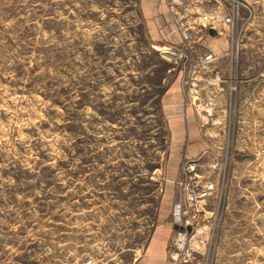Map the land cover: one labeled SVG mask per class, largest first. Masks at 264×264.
<instances>
[{"label":"rangeland","instance_id":"obj_1","mask_svg":"<svg viewBox=\"0 0 264 264\" xmlns=\"http://www.w3.org/2000/svg\"><path fill=\"white\" fill-rule=\"evenodd\" d=\"M146 1L0 0V264H169L147 244L184 157L226 193L191 264H264V0H244L238 57L227 28L196 38L220 84L199 90L211 113L190 102L188 119L163 105L179 73L189 102L187 71L150 44L146 31L178 43L162 15L146 21ZM181 138L214 146L188 156Z\"/></svg>","mask_w":264,"mask_h":264},{"label":"built area","instance_id":"obj_2","mask_svg":"<svg viewBox=\"0 0 264 264\" xmlns=\"http://www.w3.org/2000/svg\"><path fill=\"white\" fill-rule=\"evenodd\" d=\"M167 6L168 23L173 26L180 35V47L177 58L173 61L181 63V71L186 70L188 95L190 102L203 105V110L210 114L208 108L212 105V99H203L199 96V90L205 84H220V69L214 68L213 60L216 53L211 50L197 52L195 41L204 32L209 33L210 28L221 34L222 28L228 29V37L231 47L229 49L232 59L238 57L239 39L234 30L235 25L242 17L244 8L252 12L250 2L244 0H215L214 5L207 6L212 0H164ZM171 43H173L171 41ZM176 45V44H175ZM209 71V73H208ZM217 161H212L211 166H216ZM181 175L179 185L182 192L176 198L171 207L172 222L182 227L175 229L172 244L168 250L169 264H191L194 256L207 253L212 246V218L222 211L225 205V187L223 183L216 187L214 179L206 177L198 170L196 159L184 157L180 164ZM211 199L215 201L210 205ZM191 226L188 229V226ZM215 225V222H214ZM92 259H87L86 264H91Z\"/></svg>","mask_w":264,"mask_h":264},{"label":"crops","instance_id":"obj_3","mask_svg":"<svg viewBox=\"0 0 264 264\" xmlns=\"http://www.w3.org/2000/svg\"><path fill=\"white\" fill-rule=\"evenodd\" d=\"M146 2H147L146 5L142 4V6H144L145 8L144 12L146 13V18H145L146 21L147 22L149 21V16H153L152 18H154L155 20H159L158 15L159 14L162 15L163 17L161 16V19L164 25L170 26L171 28L170 30L172 34H171L170 42L172 41L173 43H179L178 41L180 40V35L178 31L175 30L173 23L166 22V20L169 18V15H168L167 6H166L165 1L164 0H147ZM148 14L149 16H147ZM213 35L215 34H211L210 32L209 33L204 32L203 35H200L198 37L200 39L199 43L204 44L206 40H208V37L213 36ZM180 76H181V73L178 74V76L176 77V79L173 81L170 88L168 89L167 93H165L163 97V105L164 107H166L167 105H165V99H167V101L169 100L171 102V106L173 110L179 113V115H182L184 119L185 118L188 119L191 116L196 115L197 112H196V108L190 105L191 104L190 101L189 102L185 101L184 94L181 91L182 80L181 82L178 81L180 80ZM184 126L187 132H195L193 120L190 121L189 125L186 124ZM176 145L178 146V148L184 151L183 154L186 153V155L188 156H195L198 154V157L201 158L204 155L205 156L209 155L212 147L214 146V143L212 141L211 143H208L207 141L203 142L199 140H195L193 142H190V141L184 142V140L181 138L176 141ZM179 163H180V159L179 160L177 159L176 164L172 165V168L174 169V171H175V168H178ZM171 207H172V204H171ZM167 213H170V220H167L166 217L163 216L165 214V211L162 213L161 211H159V214H158L160 216L158 219L159 224L156 225V229L152 233L150 241L147 244V248L149 249L148 252L150 256L162 258L166 256V253L168 251L166 248V245L168 242V236L171 234V232L175 233V228H174V223L172 222V219H171V209Z\"/></svg>","mask_w":264,"mask_h":264},{"label":"water","instance_id":"obj_4","mask_svg":"<svg viewBox=\"0 0 264 264\" xmlns=\"http://www.w3.org/2000/svg\"><path fill=\"white\" fill-rule=\"evenodd\" d=\"M210 33L211 34H216V30L213 28H210ZM146 35L147 38L149 39L150 44L152 45V47L165 59H168L170 61H174L177 56H178V52L180 50V47L178 45L175 44H162V45H158L154 42H152V40L149 38V35L147 34L146 31ZM178 227H182L181 225H178L177 223L174 224V228H178ZM191 226H188V229H190Z\"/></svg>","mask_w":264,"mask_h":264}]
</instances>
